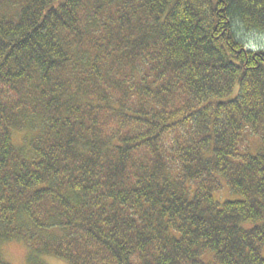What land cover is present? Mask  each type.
<instances>
[{
  "label": "trees",
  "instance_id": "16d2710c",
  "mask_svg": "<svg viewBox=\"0 0 264 264\" xmlns=\"http://www.w3.org/2000/svg\"><path fill=\"white\" fill-rule=\"evenodd\" d=\"M250 34L264 0H0V264H264Z\"/></svg>",
  "mask_w": 264,
  "mask_h": 264
},
{
  "label": "rangeland",
  "instance_id": "374dc122",
  "mask_svg": "<svg viewBox=\"0 0 264 264\" xmlns=\"http://www.w3.org/2000/svg\"><path fill=\"white\" fill-rule=\"evenodd\" d=\"M14 11L9 10V13H13ZM251 37L248 38L247 44L251 47H258V46H264V36L259 35V34H250ZM14 140L16 142H19L20 136H15ZM250 147V149H252V151H250L251 153H257L258 149V140L257 138H255L254 136H251L249 139V142L247 143ZM243 150V149H242ZM215 198L219 199V200H223V199H235V198H239V195H237L236 193H232L228 187L225 185H223L222 189L215 193ZM264 254V251H263ZM3 255L6 258V260L10 263V264H28L26 261V250L24 245L18 243V242H12L7 244L4 248H3Z\"/></svg>",
  "mask_w": 264,
  "mask_h": 264
}]
</instances>
